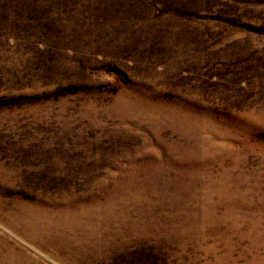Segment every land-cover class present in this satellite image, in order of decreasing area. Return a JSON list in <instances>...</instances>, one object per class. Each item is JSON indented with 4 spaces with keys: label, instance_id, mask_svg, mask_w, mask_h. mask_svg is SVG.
I'll use <instances>...</instances> for the list:
<instances>
[{
    "label": "rangeland",
    "instance_id": "1",
    "mask_svg": "<svg viewBox=\"0 0 264 264\" xmlns=\"http://www.w3.org/2000/svg\"><path fill=\"white\" fill-rule=\"evenodd\" d=\"M4 1L0 264H264V0Z\"/></svg>",
    "mask_w": 264,
    "mask_h": 264
},
{
    "label": "trees",
    "instance_id": "2",
    "mask_svg": "<svg viewBox=\"0 0 264 264\" xmlns=\"http://www.w3.org/2000/svg\"><path fill=\"white\" fill-rule=\"evenodd\" d=\"M1 3L2 4L4 3L8 7V9L9 7H12L13 5H15L17 9H19L20 7L19 10L22 12H26L27 13L26 16L28 15V12L32 10L31 6L33 5V4L31 5L29 1L27 0H17V1L10 0V1H4ZM21 9H23L24 11Z\"/></svg>",
    "mask_w": 264,
    "mask_h": 264
}]
</instances>
